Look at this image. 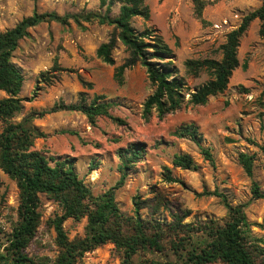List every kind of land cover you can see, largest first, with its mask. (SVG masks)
<instances>
[{"label":"rangeland","instance_id":"374dc122","mask_svg":"<svg viewBox=\"0 0 264 264\" xmlns=\"http://www.w3.org/2000/svg\"><path fill=\"white\" fill-rule=\"evenodd\" d=\"M147 1V0H146ZM112 3V16H117L120 2ZM203 19L194 14L192 0H150L151 16L148 20L136 16L132 25L139 32L146 29L161 34L173 49V66L191 88L207 82L211 75L203 69L197 76L187 71V59H221V45L227 34L238 27L245 14L258 8L262 0H206ZM147 3V2H146ZM101 0H0V31L14 27L24 17L38 12L55 11L60 15L105 12ZM228 20L217 29L216 23ZM86 29L74 20L68 25L56 21L43 22L29 29V35L20 40L12 61L24 75L19 94L22 110L13 118L20 121L31 110L42 111L58 103H75L80 92L88 102L96 95H105V101L114 102L112 115L99 116L93 126L80 111L60 110L35 119L34 123L47 136L35 140V148L47 157L74 159V168L95 195L114 186L121 176L119 149L133 142H145L146 154L129 172L125 184L117 190L118 206L128 216L134 214L136 195L153 196L156 188L169 196L173 209H191L187 222L196 219H224L227 209L220 198L205 195V191L219 190L236 205L247 203V218L251 234L260 239L257 244L264 249V199H252V181L264 189V155L257 144H264V42L260 36V20L255 19L240 39L237 67L228 88L211 96L204 105H185L181 109L160 117L156 111L146 119L142 107L153 93L146 67L137 63L127 68L124 82L115 78L116 67L129 57L127 47L120 41L113 50L114 64L104 62L97 55L98 47L107 42L114 26L87 23ZM247 67H244V64ZM48 79L49 82L47 81ZM7 96L0 90V99ZM189 97L187 94L186 98ZM196 123L202 135L201 144L211 148L215 157L213 165L201 153L199 144L190 136L179 137L174 132L185 123ZM3 129L0 120V131ZM68 132H62V131ZM255 154L254 175L250 177L239 162L240 152ZM191 154L199 164L198 170L175 168L173 174L180 182L163 178V166H171L176 153ZM96 165L91 169V164ZM54 164V162H52ZM19 188L0 167V239L12 231L19 220ZM40 223L27 248L32 257L56 259L60 253L57 233L52 220L61 215L62 205L45 193L40 194ZM142 215L149 218L147 209ZM157 217L171 220L165 211ZM87 218H68L64 228L70 239L83 237ZM153 255L147 254L146 257ZM156 258L162 259L156 254ZM144 257H135L139 263ZM77 264H123L121 253L113 243L103 244L87 252Z\"/></svg>","mask_w":264,"mask_h":264},{"label":"trees","instance_id":"16d2710c","mask_svg":"<svg viewBox=\"0 0 264 264\" xmlns=\"http://www.w3.org/2000/svg\"><path fill=\"white\" fill-rule=\"evenodd\" d=\"M116 1L121 4L117 16L111 15L112 3L101 0V5L107 7L105 12L60 15L55 11L35 10L14 27L0 31V90L7 93L6 97L0 99V120L3 124L0 131V167L16 181L20 191L19 220L5 240L0 239V264H77L87 252L109 242L121 253L123 264H136L134 259L139 255L144 258L137 264H264V249L257 244L260 239L251 234V223L245 211L247 203L234 205L219 190L205 191L203 194L220 198L227 209L224 219L207 218L187 222L193 211L173 209L168 194L159 188L152 191L153 196L134 197L132 216L122 212L116 201L117 190L125 184L136 162L146 154L145 142H133L119 149L121 176L114 186L99 195H95L76 172L74 159L47 157L43 151L35 148V140L47 134L34 121L48 113L80 111L93 126L97 125L99 116L122 122L121 118L112 115L111 108L115 103L105 101V95H96L88 102L85 93L80 92L79 100L75 103H58L42 111L31 110L20 121L13 120L22 110V101L28 99L19 96L24 75L13 63L12 56L20 40L29 35V29L43 22L56 21L68 25L72 19L83 29L87 28L83 22L114 26L111 38L98 47L97 55L104 62L114 64L113 50L117 41L120 40L127 47L129 57L116 67L115 78L119 84H123L127 68L137 63L146 67L154 86L153 93L146 98L142 107V115L146 119L154 111L163 117L185 105H204L211 96L223 93L228 88L234 70L240 65V39L255 19L260 20L259 32L264 42L262 0L258 8L245 14L240 25L227 34L226 42L221 45V59L185 61L187 71L195 76L203 69L211 75L207 82L191 90L187 82L177 75L178 69L173 66L171 59L173 49L163 36L151 29L139 32L132 25L131 21L136 16L146 20L150 18L151 10L146 0ZM192 3L196 17L204 20L206 0H192ZM243 66L247 67V64ZM261 96L264 98V90ZM174 134L179 137L190 136L199 144L204 158L215 164L211 148L201 144L202 135L196 123L182 124ZM257 146L264 155V144ZM238 158L247 175L253 177L255 154L242 151ZM91 166V169L96 167L93 163ZM175 168L198 170L199 164L189 153H176L171 166H163L165 181L180 182L173 174ZM251 192L252 199H264V189L255 180L252 181ZM42 193L57 200L64 210L52 220L60 247V253L54 260L49 257L35 258L27 252L40 223ZM143 209L148 210L149 218L143 217ZM165 211L169 212L171 220L157 217ZM68 218H87L83 237H68L64 228ZM147 254L153 256L146 257ZM156 254L161 255L162 259L156 258Z\"/></svg>","mask_w":264,"mask_h":264},{"label":"built area","instance_id":"2783aa9c","mask_svg":"<svg viewBox=\"0 0 264 264\" xmlns=\"http://www.w3.org/2000/svg\"><path fill=\"white\" fill-rule=\"evenodd\" d=\"M226 24H228V20H227V19H224L223 22H221V23H216V24H215V27H216L217 29H220V28L223 27V25H226Z\"/></svg>","mask_w":264,"mask_h":264},{"label":"crops","instance_id":"0c3cea01","mask_svg":"<svg viewBox=\"0 0 264 264\" xmlns=\"http://www.w3.org/2000/svg\"><path fill=\"white\" fill-rule=\"evenodd\" d=\"M146 2H147V4H149L150 3V0H147Z\"/></svg>","mask_w":264,"mask_h":264}]
</instances>
